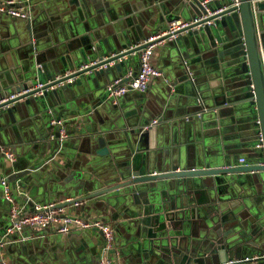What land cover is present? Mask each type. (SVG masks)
Instances as JSON below:
<instances>
[{
  "label": "crops",
  "instance_id": "crops-1",
  "mask_svg": "<svg viewBox=\"0 0 264 264\" xmlns=\"http://www.w3.org/2000/svg\"><path fill=\"white\" fill-rule=\"evenodd\" d=\"M24 1L29 19L0 14V97L31 88L37 81L54 80L61 68L66 73L76 71L80 58L99 60V50H112V56L143 46L169 22L193 20L199 15L192 0ZM224 5L225 1L217 0L210 7L216 10ZM257 17L264 42V8ZM195 30L182 33V45L172 40L155 49L151 62L162 76L153 78L145 93L129 91L114 103L105 91L110 80L138 71L136 52L112 62L104 74H94L92 85L79 77L77 90L71 84L30 102L24 98L0 114V148L17 156L11 162L0 151V261L97 264L105 244L101 231L94 228L60 233L55 228L27 227L5 237L10 203L3 195V177L12 187H19L20 200L26 198L30 207L74 201L113 185L128 184L121 173L130 168L126 162L131 156L139 152L147 155L151 126L156 127L159 168L165 157L173 168L180 169L204 168L207 162L213 168L223 167L241 158L250 164L263 162L262 152L254 147L259 135L258 111L248 82L249 61L240 14L230 12L215 24ZM38 64H42L41 69ZM116 64H120L119 69ZM58 119L63 121L65 139L59 138L60 125L53 124ZM232 177L186 178L190 185L194 182L208 189L211 198L204 205L178 199L187 217L195 210L194 235L209 234L212 223L208 214L218 207L213 203L215 196L224 200L219 204L220 214L242 216L241 224L246 226L263 214L264 185L257 192L252 187L236 190ZM201 182L206 185L201 186ZM241 192L243 198H239ZM107 199L109 206L104 207ZM229 200H233L234 210H228ZM240 200L245 207L239 205ZM122 203L121 197L105 196L67 207L82 219L112 225L120 254L110 252L109 257L118 264H178L180 258H174L167 247L154 249L149 257L143 249L136 250L134 244L142 245L144 236L136 233L143 216L139 217V207L131 201V207ZM204 243L193 264H220L216 252L207 253L212 259L203 255L212 247L208 240ZM251 264H264V258Z\"/></svg>",
  "mask_w": 264,
  "mask_h": 264
},
{
  "label": "water",
  "instance_id": "water-1",
  "mask_svg": "<svg viewBox=\"0 0 264 264\" xmlns=\"http://www.w3.org/2000/svg\"><path fill=\"white\" fill-rule=\"evenodd\" d=\"M191 2L199 10L198 17H202L198 22H195L184 29L191 34L196 32L195 29L197 28L203 30L208 25H211L208 24V21L210 20H214L213 24H215L219 17L230 12L238 11L240 14L249 61L250 73L248 75V82L250 84L253 104L256 105L258 111L257 120L260 121V124H257V126L260 128L259 130L263 136L264 143V42L260 38L258 29L259 20L257 17V14L264 8V1L259 2L254 6L250 0H240L238 7H231L221 13L210 16L206 9L200 7L199 4L198 6L196 5L195 2H197V0H192ZM209 8L211 11H215L211 7ZM110 18L114 19L112 15H110ZM182 31H180V33ZM175 41L178 42L179 45H182V34H179ZM147 45L148 44H144L143 46L129 48L112 56V50L105 52L99 50V60L88 59L84 61V59L80 58V64L73 74L66 75V70L61 68V74H59L61 78L54 79L52 83L47 84L46 86V88L50 86H55L56 88L46 91L43 96H35L34 94L38 90H33L25 95L18 96L15 99L1 102L0 114L8 109L13 102L16 104L24 98H28L26 99L28 101L40 97L43 98L49 92L55 89H65L71 84L76 85L77 90V78L79 77L83 78L88 85H92L94 74H104L109 69V63L117 61L127 55L134 54L145 48ZM61 61L64 62L63 58H61ZM84 65L88 66L81 68ZM119 66L120 64H116L117 69L120 68ZM72 77L74 78L73 82H67V80ZM15 91L18 92L21 90ZM2 97L3 96L0 97V100ZM59 120L60 119H58V121ZM155 132L156 127L151 126L149 129L151 141L147 155L139 152L127 160L126 165L129 164L128 166H130V168L125 173H121V178L123 180H129L130 182H128V184L113 185L98 190L97 192H92L87 196L78 197L74 201L64 202L61 205L68 206L76 202H82L85 199L102 198L105 196L108 198L121 197L123 199L121 205L128 207H131V201L135 207H139L137 209L139 217L143 216L142 222L140 221L142 227H138L136 231V233H138L137 235L144 233L142 245L136 243L134 244V247L138 252L140 249L146 251L145 253L148 257L149 254L154 252V249L167 247L174 258H180L178 264H193L195 258L200 255L198 254L200 249L203 250L205 240H208V244L212 245V247L210 250H205L203 255L207 259H212V255L207 253H212V251L216 252L220 264H251L255 261L251 259L254 255H263L264 212L254 222L252 221V224L246 226L241 224L243 220L242 216H234L235 218H231L229 215H226L227 212L220 214L218 211L219 204L223 203L224 200L221 197L215 196L213 198V203L218 207L215 212L208 214V218H210L212 223L210 229L214 233H211L210 230L209 234L206 236L200 234L203 238L202 239L201 237L194 235L192 232L193 221H197V217L194 215L195 210L191 209L190 211L193 215L187 217L185 211L182 210L181 205H178L177 202L178 199L184 198L188 203L204 205L208 204L211 200L208 195V189L199 188L194 182L190 185L186 178L232 175L231 183L236 190L241 189L247 191L248 188L252 187V189L257 192L258 187L264 185V177L262 176L264 173V164H250L246 160L241 163L238 160L237 162L217 168L211 167L209 162H207L204 168L180 169L173 168L167 157H165L162 168H159ZM55 136L57 138V135ZM257 144L258 140L254 147L264 155L263 149L256 147ZM215 182L216 181H213L212 184L215 185ZM204 185H206V182H201V186ZM242 193L243 192L238 194L239 198L244 197V194ZM198 195H200V198H198ZM236 199L238 200V197ZM232 201L233 200H229L231 207L228 210H234L235 208ZM239 202V205L245 207L242 200ZM105 203L104 207H108V199ZM216 217L219 218L217 219ZM199 220H203V218H200L199 216ZM207 223L208 222L206 221L204 224L206 225ZM239 225H241V229L235 230ZM199 227L200 231H202V226ZM237 234L239 237L233 239ZM247 258L250 259L247 260Z\"/></svg>",
  "mask_w": 264,
  "mask_h": 264
},
{
  "label": "built area",
  "instance_id": "built-area-1",
  "mask_svg": "<svg viewBox=\"0 0 264 264\" xmlns=\"http://www.w3.org/2000/svg\"><path fill=\"white\" fill-rule=\"evenodd\" d=\"M215 1L217 0H197V2L195 3L197 6L199 4L200 7L206 9L208 11L209 16L221 13L231 7H238L240 4V0H223L225 1V5L223 7H220L215 11H211L209 8L210 4ZM250 1L255 6L257 3L262 2L264 0ZM0 14L8 15L13 18H30L29 7L24 0L0 1ZM201 18L202 17L197 16L193 20H184L181 18L175 19L169 22L164 28L151 34L145 41L148 45L138 51L140 64L138 71L135 73H131L128 76L117 77L106 84L105 88L109 98H112L114 103H117L118 100L129 91H136L139 93L147 92L149 90L152 79L162 76V72L158 68H156L151 62V57L154 54L155 49L159 46L165 45L168 41L176 40L179 34L188 32L184 29L189 27L191 24L198 22V20H200ZM213 23L214 20L208 21V24ZM180 31L182 32L180 33ZM111 63H109V65ZM87 66L88 65H84L81 68H85ZM37 67L38 69H41L42 64H38ZM74 72L75 71L73 70L70 73H66V75H71ZM59 78H61L60 75L56 79ZM73 80L74 78L72 77L69 78L67 82H73ZM52 82L53 80L47 83L37 81L36 84L31 88H26L18 92H10L9 94L3 96L0 100V103L15 99L18 96L25 95L33 90H38L34 94L35 96H43L46 91L55 88V86H50L46 88L47 84H50ZM12 104H15V102H13ZM156 122L157 121L155 120L154 123ZM53 124L60 125V139L67 138V133L65 131L63 121L54 120ZM257 124H260L259 120H257ZM52 137L55 138V134H53ZM256 147L263 149L264 152L263 136L260 130L258 144L256 145ZM0 151L11 162L17 160V156L13 151L4 147H1ZM239 161L242 163L245 161V159L241 158ZM261 164H264V155L263 162H261ZM1 185L3 188L4 198L10 203L9 221L5 230V237H9L15 233H19L27 227L36 228L40 230L55 228V230L60 233H70L76 228H94L96 230L101 231L105 241L102 253L97 264H118V262L114 258L109 257L110 252L115 253L117 256L120 254V251L116 245L114 228L111 224L103 222L101 220L87 221L85 219H82L80 216L70 213L68 211L67 206H63L61 205L62 203L58 202L35 203L32 207H30L28 205L27 200H25L26 198L20 200V196H18V191L16 192V190H19V187H12L7 177L2 178ZM79 203L76 202L74 203V205L77 206ZM2 246L3 241H0V247ZM0 255L2 256L3 253H0ZM258 258H264V254L260 256L258 255L256 257L253 256L251 259L256 260ZM249 259L250 258H247V260ZM0 262L1 264H9L6 260H3V258Z\"/></svg>",
  "mask_w": 264,
  "mask_h": 264
}]
</instances>
